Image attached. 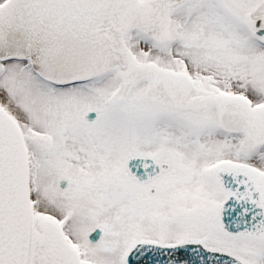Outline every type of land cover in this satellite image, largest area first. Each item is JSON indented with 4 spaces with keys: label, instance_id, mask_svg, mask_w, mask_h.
<instances>
[{
    "label": "snow or ice",
    "instance_id": "snow-or-ice-1",
    "mask_svg": "<svg viewBox=\"0 0 264 264\" xmlns=\"http://www.w3.org/2000/svg\"><path fill=\"white\" fill-rule=\"evenodd\" d=\"M0 264H264V0H0Z\"/></svg>",
    "mask_w": 264,
    "mask_h": 264
}]
</instances>
